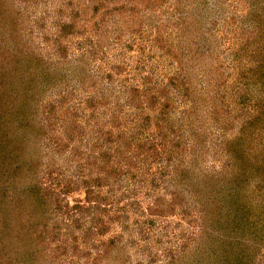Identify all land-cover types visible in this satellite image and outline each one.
I'll use <instances>...</instances> for the list:
<instances>
[{"label":"rangeland","instance_id":"374dc122","mask_svg":"<svg viewBox=\"0 0 264 264\" xmlns=\"http://www.w3.org/2000/svg\"><path fill=\"white\" fill-rule=\"evenodd\" d=\"M95 1L97 12L93 0H0V77L14 90L3 126L20 124L33 155L0 177V262L233 264L239 247L244 264H264V164L253 175L226 156L234 142L250 152L264 141L253 118L264 89L240 80L242 69L264 78V0ZM58 18L74 24L59 39ZM256 21L258 60L240 46ZM176 66L187 84L168 82ZM136 124L170 139L178 130L180 142L137 165L90 163L98 134L129 139ZM56 134L68 143L55 146Z\"/></svg>","mask_w":264,"mask_h":264},{"label":"trees","instance_id":"16d2710c","mask_svg":"<svg viewBox=\"0 0 264 264\" xmlns=\"http://www.w3.org/2000/svg\"><path fill=\"white\" fill-rule=\"evenodd\" d=\"M93 1H94L93 2V10H94V12H97V9H99V2L97 3L95 0H93ZM108 1H110V0H108ZM160 1H163V0H160ZM158 4H159V7H161V4L160 3H158ZM62 12H63L62 10L57 11V13H60V14ZM69 14L71 17L74 18L78 15V12H76V10L73 8H69ZM93 14H94V18L97 17L95 13H93ZM261 15L262 14H259V17L256 16L257 20L259 22L264 20V17H261ZM259 22L256 21V23L253 24V28L248 33V35H244V37L241 36V43H240L241 44L240 46L242 48H244V50L247 48V46L249 44H251L252 47L254 48V50L258 51L255 54L256 59H257V56L259 55V46H260L258 44L257 39H261V36H262V32L260 30L261 27H260ZM57 25H60V27H58L57 34H56V38L59 39V37L62 36V32L66 31L68 33L74 24H73V22H65L64 20H61L60 18H58ZM93 25H95V26L98 25V19L94 20V24L91 23L92 29H93ZM256 25H259V26L257 27ZM175 26H178V24ZM169 51H170V49H169V47H167L166 52L169 53ZM15 58L17 59L16 55H15ZM235 60H236L237 64L233 63L234 66H238L241 64L242 60H240V58H235L232 61H235ZM175 71L176 72H174L171 76H168V78H167L168 82L174 86L177 84H183V85L187 84V77H186L185 73L182 72L180 66H178V67L176 66ZM240 73H241L240 80L242 81L243 85H245V87H247L250 83L259 82L260 85L262 86V88L264 89L263 74L257 75L256 71H253V69L252 70L242 69L240 71ZM24 74L25 73L21 72V76H24ZM255 75L259 81L255 82V79H254ZM29 76L30 77L35 76V69L33 70V73H31V75H29ZM259 76L262 78H260ZM3 82H4V79L2 77H0V177L1 178L5 177L4 180L7 182L8 176H10V175L6 174V170H8V172L12 171L11 175L14 174L15 172L27 171L29 169L27 167H30L31 165H33L32 164L33 155H31L29 153V151L27 149H25L26 147H28L27 146L28 144L26 145V143L23 141L22 137L19 138V136H16L15 132L17 130H20V128H21L20 124H16V126H14L12 124L11 127L14 128V130H11V131L9 129L8 130L5 129L3 126L4 121L2 119V116L5 113L4 112L5 107H3V106H5L6 103H8V98H10V96L12 94H14L13 88H6L7 86H4ZM185 89L187 90L186 87H185ZM175 91L177 92L175 94L179 95V89H177ZM5 96H7L6 101L1 102V100ZM152 97H155V95H152ZM89 100L90 101L88 102V105H91L92 107H96V105H98L96 96L91 97ZM140 100H141V98H140ZM167 102H168V100H167ZM167 102L164 104V108L167 107ZM15 108H17V107L15 106ZM253 118L255 120H259V121H262L264 119V110L262 109V107L258 106V111L254 112ZM65 121H66V119L62 120L61 122L65 123ZM10 124L11 123H9V125ZM63 127H64L63 133L66 135V137L68 139H72L74 136V133H75L74 132L75 128H73V127L69 128V127H67V125L63 126ZM135 129L137 130V132L135 134H133L131 137H129V139H128V136L125 137L123 132L118 133L116 137H115V135L114 136L111 135V130L106 131L104 133V135H102V136L97 133L99 140L91 145L92 146L91 149H93L92 152L94 153L93 154L94 157L90 163L94 164V165H98V169H100V167L101 168L106 167L107 166L106 164H109V163L111 165L113 162H117L118 164L120 163V165L124 164L127 166L137 165V163H140L139 161H141L142 159H144L146 157H148V159H149L150 156H152L154 158L160 159L161 152L173 151L172 147L177 148V144L180 142L179 138H177L180 135L178 130L173 131L174 138L170 139V134L165 138L164 134H159L158 132H156V134L155 133L150 134V133H146V132L142 131V130H144V128H142L141 124H136ZM160 129L162 131V127ZM242 130H243V128H242ZM58 134L60 136V133H58ZM55 138H56L55 139V146L59 145L60 143H63V144L68 143V142H59V139H58L59 137L57 136V134L55 135ZM107 144H109V148L107 147ZM60 145H62V144H60ZM62 147H64V145ZM123 149L125 150L124 152H122ZM62 150H63V148H62ZM74 151H75V155H76V153L80 152V150H77V149ZM74 151H73V153H74ZM122 153H123V155H121ZM258 155H262L264 157V141L261 144H260V142H258L256 145V148H255V143L253 142L252 150L250 152L249 151L244 152L242 150V148L236 144V142H234L233 144H229L226 147L227 162L229 163V165H234V168H240L241 170H243V172H246V173L251 172V174H253V175L254 174L257 175L258 168H261L262 167L261 165L264 164L261 160L256 158V156L258 157ZM115 159L117 161H115ZM108 167L106 168V170L112 171L111 169L113 167L112 166H108ZM49 174H51V171H48L47 175L49 176ZM54 183L55 184H53V182H52L53 189L49 185L50 192L49 191L45 192V187L43 186L42 182L40 183V186L43 188V190L47 196L48 195L53 196L54 194L52 191L54 189H55L54 191L57 192L56 190H57V186H58V181H56ZM45 185H47V184H45ZM40 186L38 185V188H40ZM42 188H40V189H42ZM61 193H63V191L60 190L59 194H61ZM58 195L56 194V196L53 197V200L55 203L59 202V200H60L58 198ZM38 232H39V234H38ZM38 232L36 231L37 238L40 239V236H41V239H42V236H45V233L42 230L38 231ZM6 234H11V233H6ZM14 237L15 238L13 240V243H15V242L19 243V241L22 240V238H23V236L20 233L14 234ZM11 241H12V238H11ZM240 243H242L241 240H240ZM242 244H244V243H242ZM236 248L238 250H234V249L230 250L231 252L228 253V256L232 257L234 259L233 264H244L245 262H243L241 260V253L243 254L244 251L239 247H236ZM245 257H246V254H245ZM0 264H2V263L0 262ZM3 264H15V262L12 259H7V261H5Z\"/></svg>","mask_w":264,"mask_h":264}]
</instances>
